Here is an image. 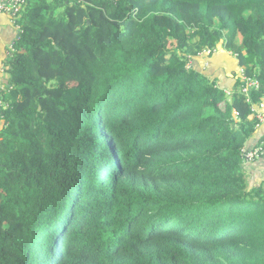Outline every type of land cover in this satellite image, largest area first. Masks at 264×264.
<instances>
[{"label": "trees", "instance_id": "16d2710c", "mask_svg": "<svg viewBox=\"0 0 264 264\" xmlns=\"http://www.w3.org/2000/svg\"><path fill=\"white\" fill-rule=\"evenodd\" d=\"M13 22L0 264H264V182L242 171L264 0H26ZM216 47L248 95L200 68Z\"/></svg>", "mask_w": 264, "mask_h": 264}, {"label": "crops", "instance_id": "0c3cea01", "mask_svg": "<svg viewBox=\"0 0 264 264\" xmlns=\"http://www.w3.org/2000/svg\"><path fill=\"white\" fill-rule=\"evenodd\" d=\"M18 37V28L13 23L12 16L8 13L0 12V85L5 86V68L4 64L5 56L8 53L9 48H12L16 39ZM218 47H216L215 51ZM224 57L232 56L228 51L225 52ZM206 52L199 54V59H204L199 66L202 69H206L212 62H209L210 57L205 56ZM229 55V56H228ZM223 60H216L217 63H213L212 67L218 74V84H220L227 91L231 90V84L233 79L231 73L226 70V67L222 66ZM196 63V60H195ZM236 63V59H235ZM237 65V63H236ZM232 72V70H230ZM236 75L241 71L239 67L236 68ZM234 73V72H233ZM232 73V74H233ZM234 76V75H232ZM253 115L256 116L259 120L258 124L255 127L254 133L247 139L244 147L243 162H242V171L248 181L249 185L262 184L264 182V157H258L254 160H245V153L252 149L255 146H259L264 143V98L259 105L254 106Z\"/></svg>", "mask_w": 264, "mask_h": 264}, {"label": "built area", "instance_id": "2783aa9c", "mask_svg": "<svg viewBox=\"0 0 264 264\" xmlns=\"http://www.w3.org/2000/svg\"><path fill=\"white\" fill-rule=\"evenodd\" d=\"M25 3L26 0H0V12L8 13L13 16L19 12V10L25 5ZM241 74L243 76L242 71ZM243 78L245 80V84L242 87L241 91L245 95H248L249 89L257 86V80L245 76H243ZM258 157H264V143L259 146L253 147L245 153V160H254Z\"/></svg>", "mask_w": 264, "mask_h": 264}, {"label": "rangeland", "instance_id": "374dc122", "mask_svg": "<svg viewBox=\"0 0 264 264\" xmlns=\"http://www.w3.org/2000/svg\"><path fill=\"white\" fill-rule=\"evenodd\" d=\"M24 7V6H23ZM23 7L19 10V12L18 13H16L15 15H13L12 16V20H14L16 17H18L19 16V14H20V12H21V10L23 9ZM14 23V22H13ZM15 24V23H14ZM17 28H18V26H17ZM11 48H9V50H10ZM8 50V51H9ZM206 51V50H205ZM207 52V51H206ZM226 52V50L225 49H223V47H220L219 49H217L216 50V52L214 53V55L212 54L211 55V59H213V60H223L222 61V66H224V67H226V70L227 71H229V73H237V71H236V68H237V65H236V63H235V59L233 58V57H231V56H229V57H227V59L224 57V54H226L225 53ZM209 53V52H208ZM193 60V59H192ZM204 61V59H199L198 60V62L201 64L202 62ZM191 62V61H190ZM215 63H217L216 61H214ZM202 64H204V63H202ZM212 64H213V62H212ZM187 66H188V63H187ZM230 70H232V72L230 71Z\"/></svg>", "mask_w": 264, "mask_h": 264}]
</instances>
